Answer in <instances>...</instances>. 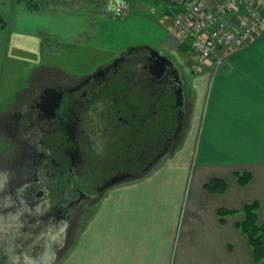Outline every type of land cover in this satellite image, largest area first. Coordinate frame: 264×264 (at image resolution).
<instances>
[{"label": "crops", "instance_id": "crops-1", "mask_svg": "<svg viewBox=\"0 0 264 264\" xmlns=\"http://www.w3.org/2000/svg\"><path fill=\"white\" fill-rule=\"evenodd\" d=\"M21 1L0 0V68L8 58L33 66L27 81L36 72L61 71L47 61L66 49L92 55L97 69L129 48H160L170 37L180 38L170 18L132 12L131 0L124 16L113 13L123 0ZM154 1L182 3L145 0L150 11ZM146 22L164 38L141 36L139 25ZM213 64V58L200 60L197 71L184 74L192 106L178 150L144 177L107 190L60 264H253L237 223L242 206L253 200L257 220L264 222V28L226 54L220 68ZM242 171L252 174L244 186L236 179ZM212 177L226 181L224 192L204 189ZM219 208L233 211L221 221Z\"/></svg>", "mask_w": 264, "mask_h": 264}, {"label": "flooded vegetation", "instance_id": "flooded-vegetation-1", "mask_svg": "<svg viewBox=\"0 0 264 264\" xmlns=\"http://www.w3.org/2000/svg\"><path fill=\"white\" fill-rule=\"evenodd\" d=\"M186 69L160 48L134 47L77 80L34 74L0 111L21 144L19 163L0 173V216L40 236L79 232L107 190L180 147L192 106Z\"/></svg>", "mask_w": 264, "mask_h": 264}, {"label": "rangeland", "instance_id": "rangeland-1", "mask_svg": "<svg viewBox=\"0 0 264 264\" xmlns=\"http://www.w3.org/2000/svg\"><path fill=\"white\" fill-rule=\"evenodd\" d=\"M27 1L28 0H23L21 2L26 3ZM30 1L35 2V0ZM131 1L132 12L142 11L156 17L163 15L168 18L167 21L169 23V18L171 20L174 12L177 10V7H175L174 4L172 5L170 2H164L162 0L163 4H165L164 6L162 4V6H160V2L158 1L153 2L152 6L155 11L149 10L147 7L148 4L145 3V0ZM42 2L44 3L45 1ZM261 2L264 4V0H261ZM139 27L140 35L146 39L149 38V40L154 42L162 40L165 36L164 33L159 30L158 26L156 27L149 22L140 23ZM160 49L165 53H169V55L177 59L179 63H186L188 68L186 69L187 72L198 70L197 63L200 59L195 53L189 52V48L187 49V52H181L178 48L175 50L168 49L166 45H162ZM68 51L69 50L66 49L61 55H59V57H57L55 53L52 54L47 62L50 61L52 65L58 64L62 66L64 71L61 69L60 72L65 74L70 80H77L85 74L95 72L97 67L96 64L98 63L95 62L92 55H87V53L82 51H77V53H69ZM112 56L113 55L110 57ZM35 61V66L40 64L37 59H35ZM32 67L33 66H26L22 63V61H14L10 58H8L2 65L0 68V111H10L12 109L7 103L14 100L16 90L21 91L19 94L27 93L32 81H27L28 72ZM70 71L76 73L77 75L71 74ZM190 98L192 99V95ZM20 151L21 144L14 141V138L11 137L10 133H6L4 129L0 127L1 174H3L2 167H12L14 165L13 162L16 161L19 163L17 156ZM84 211L85 210H83L82 213H84ZM6 213L7 215H10L8 214L10 212ZM3 214V217L0 216V264H60L61 260L66 256L68 251H70V248H72L74 240L77 236V234L71 233L66 240L60 238L58 233H49L46 237L40 236L37 232L35 233V231L33 232L29 229L26 230L25 226L27 225L25 223L23 225V229L20 225L18 228L17 226L15 227L14 224L12 225V223L7 221V215H5V213ZM60 242H63L62 245H59ZM56 248H58V250H55Z\"/></svg>", "mask_w": 264, "mask_h": 264}, {"label": "built area", "instance_id": "built-area-1", "mask_svg": "<svg viewBox=\"0 0 264 264\" xmlns=\"http://www.w3.org/2000/svg\"><path fill=\"white\" fill-rule=\"evenodd\" d=\"M130 11L128 2L118 3L115 16ZM174 30L182 35L200 60L213 58L214 70L226 54L244 48L264 28V8L258 0H194L172 16Z\"/></svg>", "mask_w": 264, "mask_h": 264}, {"label": "trees", "instance_id": "trees-1", "mask_svg": "<svg viewBox=\"0 0 264 264\" xmlns=\"http://www.w3.org/2000/svg\"><path fill=\"white\" fill-rule=\"evenodd\" d=\"M32 8H36L37 5H30ZM5 26V20L3 15L0 13V28ZM145 47V46H140ZM134 48V47H132ZM178 50L181 52H187L189 46L186 42H181L178 45ZM138 176L135 179L142 178ZM252 174L249 171H242L236 173L237 183L241 186L246 185L251 180ZM132 179V180H135ZM204 189L209 193H222L226 190V181L219 177H212L208 179L204 185ZM258 202L256 200L246 202L241 211L243 218L237 223V227L246 235L250 247H251V258L253 264H264V222L259 223L257 220ZM233 210L219 208L217 213L220 216V220L223 221L224 216L232 212Z\"/></svg>", "mask_w": 264, "mask_h": 264}, {"label": "water", "instance_id": "water-1", "mask_svg": "<svg viewBox=\"0 0 264 264\" xmlns=\"http://www.w3.org/2000/svg\"><path fill=\"white\" fill-rule=\"evenodd\" d=\"M194 0H182V4H187V3H190ZM178 44V40L175 38V37H170L166 42H165V45L169 48V49H174L176 48ZM147 47H150L148 45H145Z\"/></svg>", "mask_w": 264, "mask_h": 264}]
</instances>
